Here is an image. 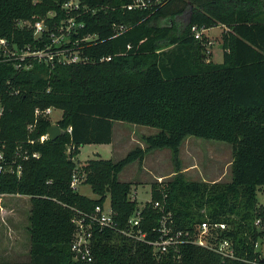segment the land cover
<instances>
[{
  "label": "trees",
  "instance_id": "16d2710c",
  "mask_svg": "<svg viewBox=\"0 0 264 264\" xmlns=\"http://www.w3.org/2000/svg\"><path fill=\"white\" fill-rule=\"evenodd\" d=\"M62 0H0V37L33 46L36 41L19 21L45 18L49 12L65 14ZM132 0H87L95 11L84 20L87 32L106 38L87 50L94 63L57 66L53 71L36 64L16 71L0 62V141L9 150L19 143L40 153L23 161L21 177H0V193L30 198V261L0 264H83L73 259L77 211L90 213L110 199L115 220L122 228L139 209L130 198L131 183L120 174L151 151L169 149L174 178L164 189L152 191L142 210V230L147 239H158L154 229L161 213L155 202L171 211L178 229L195 231L210 220L226 223L230 230L219 236L235 244L236 260L194 245L181 248L182 259L158 258L152 246L111 230L93 239L91 264H264L256 251L260 233L258 193L264 189V0H166L149 11H125ZM186 19V22L184 21ZM114 23L132 28L110 39ZM193 26H222L223 62H206V39L197 40ZM131 44L132 50L126 52ZM123 54V55H120ZM110 62H100L110 57ZM53 107L63 112L57 125L63 130L56 140L40 142L52 126L39 119L32 133L36 108ZM115 122L158 130L144 138L146 148H136L121 160L92 159L78 167L76 158L87 145L113 143ZM72 127V133L68 129ZM188 137L232 145V180L228 183L188 181L181 172L180 149ZM68 148L69 152H68ZM75 171L86 174L97 199L71 188ZM109 191V194H107Z\"/></svg>",
  "mask_w": 264,
  "mask_h": 264
},
{
  "label": "built area",
  "instance_id": "2783aa9c",
  "mask_svg": "<svg viewBox=\"0 0 264 264\" xmlns=\"http://www.w3.org/2000/svg\"><path fill=\"white\" fill-rule=\"evenodd\" d=\"M164 1L166 0H132V3L125 4L122 8L125 11H149L163 4ZM61 10L65 16L59 21H55L59 17L57 13L49 12L45 18L18 22L20 29L32 31L36 40L33 46L22 47L14 41L0 37V62L12 65L19 72L32 70L36 64L45 65L53 71L57 66L94 63L95 59L87 53V50L107 40L100 34L87 32V23L84 18L90 12L95 14V11L88 7L87 0H62ZM131 28L132 26L128 24L114 23L110 39L124 35ZM191 31L197 40H201L208 29L193 26ZM130 50H132L131 44L127 46L126 52L123 54ZM112 58V56L102 57L99 61L110 62ZM55 110L57 109L53 107L36 108L35 121L27 127L28 132L32 133L35 130L41 118L51 121ZM2 115L3 108L0 106V117ZM68 132L72 133V127L68 129ZM48 139L47 133L40 138V142L44 143ZM35 143L36 141L31 139L25 143L21 142L13 150V153H9L8 147L0 141V177L5 174H16L17 177H21L23 171L21 163L31 157L33 159L40 158V153L31 154L29 150L25 149V145H34ZM85 178L86 174L75 171L71 188L78 191ZM13 197L23 196L0 193V210H4V200ZM154 208L161 213L158 226L154 229L158 235V239L155 241L148 240L147 234L142 230L143 208L136 210L122 228L115 220L116 214L110 200L98 205L90 213L77 211L72 219L75 227L71 244L73 259L83 264L93 263V239L97 233L103 230H111L124 237L152 246L154 255L158 258L171 256L176 261H180L182 246L194 245L212 250L224 260L237 259L234 241L228 236L218 235L230 230L228 224L206 220L200 223L195 231H184L177 228L172 212L167 210L163 202H155ZM256 225L259 226V223ZM259 258L264 261V257L259 256Z\"/></svg>",
  "mask_w": 264,
  "mask_h": 264
},
{
  "label": "rangeland",
  "instance_id": "374dc122",
  "mask_svg": "<svg viewBox=\"0 0 264 264\" xmlns=\"http://www.w3.org/2000/svg\"><path fill=\"white\" fill-rule=\"evenodd\" d=\"M186 22V19H184ZM223 27L217 26L208 28L204 34L206 39V62L222 63L224 39ZM63 112L55 110L52 115V126L62 118ZM56 123V124H54ZM114 142L110 146L87 145L82 148L80 155L76 158L78 167L87 161L97 158L93 152L97 150L100 158L105 160H120L127 156L128 152L135 150V143L141 141L143 134L157 129L133 125L126 122H115ZM98 147V148H96ZM68 148V152H69ZM181 172L185 168L192 170L184 174L188 181L213 183H228L232 180L231 164L233 161L232 145L225 142L207 140L203 138L188 137L180 150ZM144 161V160H143ZM136 161L127 166L120 174L119 180L132 184L130 198L138 202L139 208H143L150 201L152 191L164 183L171 181L175 174L169 175L175 167L172 160V151L169 149L155 150L146 157L144 164ZM151 170L163 173L167 177L154 180ZM79 193L91 199H97L92 187L82 184L78 189ZM110 199H107L109 202ZM162 203V202H161ZM4 210H0V262H26L30 260V210L31 202L29 197H13L4 200ZM264 207V189L258 193V209ZM258 231L260 236L256 251L264 257V219L258 217Z\"/></svg>",
  "mask_w": 264,
  "mask_h": 264
},
{
  "label": "crops",
  "instance_id": "0c3cea01",
  "mask_svg": "<svg viewBox=\"0 0 264 264\" xmlns=\"http://www.w3.org/2000/svg\"><path fill=\"white\" fill-rule=\"evenodd\" d=\"M114 126H115V124H114ZM114 133H115V130H114ZM158 133V131H150V132H148V134H143L140 138H141V141L139 140V142H137V143H135V145H136V147H140V148H146V144H145V141H144V138L145 137H148V136H151V135H155V134H157ZM115 135V134H114ZM113 142H114V137H113ZM113 144V143H112ZM112 144H109V145H106V146H110V145H112ZM91 146H94V145H91ZM98 146H103V145H98ZM85 147V146H84ZM83 148V147H82ZM82 148H81V150H82ZM96 148H98V147H96ZM181 150V149H180ZM131 152V151H130ZM151 152H153V151H151ZM150 152V153H151ZM129 153V152H128ZM149 153V154H150ZM149 154H147L146 155V157L149 155ZM93 155H95V156H97V158H95V159H98V158H100V153L97 151V150H95L94 152H93ZM146 157H145V159H144V161H143V163L142 164H144L145 162H146ZM121 160V159H120ZM115 161H118V160H115ZM192 169L191 168H185V169H183L182 170V173L183 174H187V173H189L190 171H191ZM150 172H152L153 174H154V180L155 179H157V178H161V177H167L166 175H164L163 173H159L158 174V172H156V171H153V170H151ZM173 174H175V171H171L170 172V176L171 175H173ZM30 261V260H29ZM26 262H28V261H26Z\"/></svg>",
  "mask_w": 264,
  "mask_h": 264
},
{
  "label": "water",
  "instance_id": "95a60500",
  "mask_svg": "<svg viewBox=\"0 0 264 264\" xmlns=\"http://www.w3.org/2000/svg\"><path fill=\"white\" fill-rule=\"evenodd\" d=\"M47 133L51 141H56L62 136L63 130L58 125H55V126H51L48 129ZM107 194H109V191H107Z\"/></svg>",
  "mask_w": 264,
  "mask_h": 264
}]
</instances>
